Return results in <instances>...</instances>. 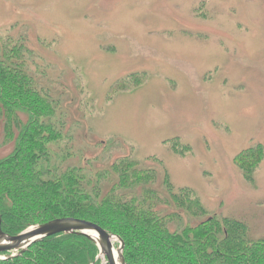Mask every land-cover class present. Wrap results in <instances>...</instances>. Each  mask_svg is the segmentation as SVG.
Listing matches in <instances>:
<instances>
[{
  "label": "rangeland",
  "instance_id": "rangeland-1",
  "mask_svg": "<svg viewBox=\"0 0 264 264\" xmlns=\"http://www.w3.org/2000/svg\"><path fill=\"white\" fill-rule=\"evenodd\" d=\"M5 46L61 103L79 182L128 154L183 216L264 239V0H0Z\"/></svg>",
  "mask_w": 264,
  "mask_h": 264
},
{
  "label": "trees",
  "instance_id": "trees-1",
  "mask_svg": "<svg viewBox=\"0 0 264 264\" xmlns=\"http://www.w3.org/2000/svg\"><path fill=\"white\" fill-rule=\"evenodd\" d=\"M10 49L0 52L2 142L14 144L0 157L4 233L14 236L36 224L72 217L117 235L124 243L125 264H264V239L250 237L242 221L201 219L202 212L183 216L182 204L190 208L187 199L195 202L189 191L177 192L167 174L162 190L155 188L156 169L138 165L128 154L115 155L110 168L79 182L73 163L65 164L71 163V147L65 119L57 114L61 103L33 65L8 61ZM18 113L26 114L24 122ZM116 150L107 148L106 153ZM98 253L85 236L59 233L15 257L0 254V264H100Z\"/></svg>",
  "mask_w": 264,
  "mask_h": 264
},
{
  "label": "water",
  "instance_id": "water-1",
  "mask_svg": "<svg viewBox=\"0 0 264 264\" xmlns=\"http://www.w3.org/2000/svg\"><path fill=\"white\" fill-rule=\"evenodd\" d=\"M59 233L82 235L91 240L98 248L96 259H100L101 264H125L124 243L117 235L108 233L95 223L72 217L36 224L14 236L4 233L0 227V254H5L3 258L15 257L25 252L30 245ZM114 240L117 246H114Z\"/></svg>",
  "mask_w": 264,
  "mask_h": 264
},
{
  "label": "bare ground",
  "instance_id": "bare-ground-1",
  "mask_svg": "<svg viewBox=\"0 0 264 264\" xmlns=\"http://www.w3.org/2000/svg\"><path fill=\"white\" fill-rule=\"evenodd\" d=\"M115 243H116V240L113 241L114 246H115ZM114 248H115V247H114Z\"/></svg>",
  "mask_w": 264,
  "mask_h": 264
}]
</instances>
